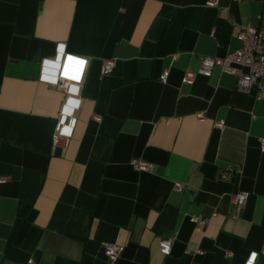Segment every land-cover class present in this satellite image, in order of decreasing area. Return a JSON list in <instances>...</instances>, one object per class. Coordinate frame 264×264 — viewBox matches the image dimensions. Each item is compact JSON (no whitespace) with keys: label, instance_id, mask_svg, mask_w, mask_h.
<instances>
[{"label":"crops","instance_id":"0c3cea01","mask_svg":"<svg viewBox=\"0 0 264 264\" xmlns=\"http://www.w3.org/2000/svg\"><path fill=\"white\" fill-rule=\"evenodd\" d=\"M206 2L0 0V264H108L107 245L116 264H264V103L241 72L182 83L239 49L238 26L264 29V0ZM65 56L88 64L63 91Z\"/></svg>","mask_w":264,"mask_h":264},{"label":"built area","instance_id":"2783aa9c","mask_svg":"<svg viewBox=\"0 0 264 264\" xmlns=\"http://www.w3.org/2000/svg\"><path fill=\"white\" fill-rule=\"evenodd\" d=\"M243 0H233L234 3H241ZM205 6L207 8L217 9L219 0H207ZM240 32L237 40L240 47L235 52L229 53L223 58L204 57L201 59V66L197 73L186 72L182 78L183 84L191 85L194 83L196 76L208 78L215 68L222 73L228 75H236L240 73L237 89L241 93L255 92V100L264 103V29L256 28L251 23L244 26H238ZM88 61L84 59L65 56L60 60V66L57 71L54 85L61 90H67L70 86H81L86 72ZM114 61H105L102 65L101 75L108 76L114 68ZM168 79V72H165L160 82L165 84ZM199 122L203 121L201 114L196 116ZM94 121L100 122L99 117H94ZM215 127L220 129L223 124L216 123ZM70 136L63 134L59 130L52 137L53 147H67ZM259 151L264 155V138L259 139ZM133 168L142 173H148L152 170V166L143 161H135L132 163ZM7 183V179L0 177V186ZM175 192H181L182 186L175 184L173 187ZM249 199V194L238 193L233 197V213L231 218L237 220L241 216V212ZM191 223L197 228L207 226V220L193 218ZM173 241H162L158 245V252L163 257H169L172 252ZM124 252V248L117 245H107L103 248V254L108 264H116ZM230 256V254H227ZM26 264H37L33 259L27 261Z\"/></svg>","mask_w":264,"mask_h":264}]
</instances>
